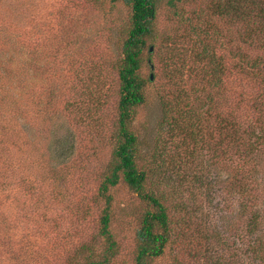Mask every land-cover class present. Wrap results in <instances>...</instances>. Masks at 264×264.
I'll use <instances>...</instances> for the list:
<instances>
[{"label": "rangeland", "instance_id": "1", "mask_svg": "<svg viewBox=\"0 0 264 264\" xmlns=\"http://www.w3.org/2000/svg\"><path fill=\"white\" fill-rule=\"evenodd\" d=\"M167 1L159 0L140 69L154 80L131 124L146 186L168 206L171 227L164 253L150 263L257 264L248 245L264 239V222L252 235L234 225L242 196L224 190L221 145L214 152L205 116L185 115L196 95L178 103L171 81L179 62L186 64L182 79L194 70L190 25L207 23L223 37V19L206 14L210 0H173V8ZM172 10L187 19L177 21ZM129 15L122 0H0V264H135L143 215L153 208L122 179L101 192L118 144ZM225 82L236 103L239 95L251 104L257 89L264 93L248 77ZM242 112L253 116L246 102L236 114L241 122ZM238 159L229 163L258 166ZM257 206L263 210L264 200ZM104 211L115 242L106 260Z\"/></svg>", "mask_w": 264, "mask_h": 264}, {"label": "trees", "instance_id": "2", "mask_svg": "<svg viewBox=\"0 0 264 264\" xmlns=\"http://www.w3.org/2000/svg\"><path fill=\"white\" fill-rule=\"evenodd\" d=\"M122 1L129 4L130 23L121 46L122 59L118 69V132L116 134L118 144L114 150L111 171L101 184V192L105 193L109 186L117 184L119 179H122L129 188L151 205L153 209H147L143 215L135 256V264H151V258L164 253L171 227L167 215L168 206L162 197L148 190L146 186L147 172L137 162L138 136L131 129V124L137 107L147 98L149 83L154 80L153 75L152 78L143 77L140 69L144 62L143 51L151 34L159 0ZM172 2L173 0L167 1L173 8L175 3ZM209 4L206 14L209 17L214 15L223 19L224 38L218 27L209 30L207 23L206 26L190 25L193 37L191 39L190 35H186V40L191 45L188 49L193 57L194 70L188 74L187 79H182L185 72L183 67L186 64L179 62L173 67L174 82L173 79L171 81L176 91L181 93L178 103L190 98L191 95L193 99L196 95L194 101L199 100L196 106L185 111V115L188 118L193 116L196 120L205 116L210 121L209 136L212 137L214 134L215 139L213 150L215 152L216 145H221V156L226 157L227 160L223 162L224 190L227 196L233 193L242 196L236 209L240 220L234 225L237 228L247 227L248 234L252 235L264 222V209L261 210L260 206H257L262 199L264 200V176L261 174L264 167L259 165L262 161L264 165V93L257 89L254 98L249 100L251 104L239 95L241 99L236 103L231 99L225 81L227 77L235 74L241 80L243 77H248L257 83L256 86H264V0H210ZM172 14L177 21L182 22L187 19L180 11L172 10ZM178 39L183 40L181 35ZM184 50L187 51V48ZM201 93L202 96L199 97ZM158 100L161 107L165 108V105L168 107L164 94H160ZM245 102L248 107L250 105L253 116L249 117L248 109L246 110L248 116L241 113L240 118L243 120L241 122L237 120V115L240 114V108ZM205 105L204 110L199 109ZM174 108H177L176 105L170 110L173 111ZM21 114L23 113H19L18 116ZM232 156L244 162L257 161L258 166L255 165L256 168L253 166L252 171H245L242 166H233L229 163ZM260 176L263 178L262 181H258ZM108 198L106 195L107 201ZM101 222V235L106 237L108 242L107 256L104 257L106 260L108 255L114 254L115 245L108 230L107 211H104ZM255 240L258 243L248 247L252 257L259 259L257 264H264V239L256 237Z\"/></svg>", "mask_w": 264, "mask_h": 264}, {"label": "water", "instance_id": "3", "mask_svg": "<svg viewBox=\"0 0 264 264\" xmlns=\"http://www.w3.org/2000/svg\"><path fill=\"white\" fill-rule=\"evenodd\" d=\"M150 49H152V47H150ZM151 78H152V75H151Z\"/></svg>", "mask_w": 264, "mask_h": 264}]
</instances>
